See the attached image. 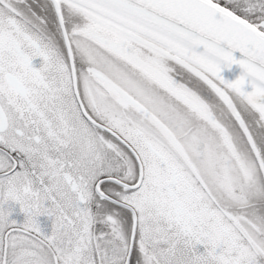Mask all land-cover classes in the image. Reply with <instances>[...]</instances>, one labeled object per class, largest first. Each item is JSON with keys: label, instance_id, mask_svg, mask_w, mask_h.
I'll use <instances>...</instances> for the list:
<instances>
[{"label": "snow or ice", "instance_id": "1", "mask_svg": "<svg viewBox=\"0 0 264 264\" xmlns=\"http://www.w3.org/2000/svg\"><path fill=\"white\" fill-rule=\"evenodd\" d=\"M0 264H264V0H0Z\"/></svg>", "mask_w": 264, "mask_h": 264}, {"label": "water", "instance_id": "2", "mask_svg": "<svg viewBox=\"0 0 264 264\" xmlns=\"http://www.w3.org/2000/svg\"><path fill=\"white\" fill-rule=\"evenodd\" d=\"M236 55H237V58H240L239 53H237ZM241 71L242 70L239 68L238 65H234L231 70L226 69L223 75H224V78H228L229 80L234 81L235 79L239 77V75L241 74Z\"/></svg>", "mask_w": 264, "mask_h": 264}, {"label": "flooded vegetation", "instance_id": "3", "mask_svg": "<svg viewBox=\"0 0 264 264\" xmlns=\"http://www.w3.org/2000/svg\"><path fill=\"white\" fill-rule=\"evenodd\" d=\"M226 80H229L228 78H225Z\"/></svg>", "mask_w": 264, "mask_h": 264}]
</instances>
